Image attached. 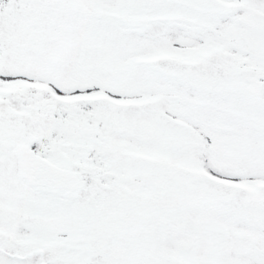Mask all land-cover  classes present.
<instances>
[{
  "label": "rangeland",
  "instance_id": "obj_1",
  "mask_svg": "<svg viewBox=\"0 0 264 264\" xmlns=\"http://www.w3.org/2000/svg\"><path fill=\"white\" fill-rule=\"evenodd\" d=\"M85 1L92 3V0ZM79 2L0 0V152L3 156H10L12 144L26 143L47 160L72 170L79 180L77 185H72L69 195L42 194L44 201H59L60 205L54 207L57 203L53 202L54 205L50 203L44 207L49 215H40L45 220L40 221L44 227L38 234L39 253L32 254L31 250L25 249L23 253L26 254L19 257L24 256L25 260L19 259L20 264H87L86 258L89 264H208L206 254L188 258L190 253L184 251L179 259L178 249L174 250L176 240L203 237H211L205 250L215 255L209 258L212 264H229L226 258L231 252L218 253V247L227 244L229 249H234L239 246V240L233 246L228 244L227 238L233 235V231L235 235L264 232V224L255 227L259 216L253 214L264 207L234 203L241 201L240 194L250 188L251 183L225 177L226 169L238 163L244 152L233 144L234 141L229 139L230 131L218 124L220 120L216 118L228 117L229 122L238 120L243 125L249 123L252 126L261 122L264 111L261 112L250 99L242 97L240 103L245 101L242 107L255 114L248 117L247 122L231 114L237 108V99L234 102L201 96L211 92L207 80L222 79L221 71L219 75L214 65L207 66L205 82L199 80L196 86L177 77L176 73H185L187 68L178 66L177 62L174 66L169 61V50L178 47L179 43L172 41L173 38L182 40L187 37L186 31L179 33L163 22L135 25L129 31L110 28L105 26L106 23L101 25L102 31L92 29L90 17L78 19L76 15L84 12ZM128 2L136 11L168 7L164 0ZM187 14L196 26L204 23L202 16L198 22L194 17L199 15ZM132 22L136 21L129 19L128 24ZM202 28V32L194 31L193 37L197 40L208 37L209 28L204 24ZM100 35L103 43L93 39ZM156 36L163 38L161 46H158L160 39L157 44L139 41L140 38ZM86 38L91 42L85 43ZM129 40L132 41L130 47L138 49L139 45L143 55L154 50L151 46L164 48L152 55L158 58L156 69L165 68L171 76L164 71L154 74L153 68L142 69L145 66L141 64V74L134 73L131 79L121 80L125 83L137 78L145 80L147 76L151 79L150 85L143 86L142 82L141 87L135 89L140 93L132 99L120 95L124 91L122 88L97 91L96 87H84L82 79L90 68L95 69L100 77L107 74L97 61L108 57L110 63L112 50L109 43L113 44L116 53ZM248 43L247 53L254 47L253 42ZM171 44L173 48L169 47ZM97 50L102 52L98 54ZM206 54L210 56L208 52ZM210 57L209 61L212 55ZM146 58L147 63H143L151 64L153 56ZM102 60L105 65L106 60ZM86 62L88 66L85 68ZM117 62L115 57L107 68L115 72V76H118L116 69L109 67ZM188 69L192 70V67ZM100 81L104 86L112 84ZM99 94L123 102L128 108L109 112L100 102ZM133 130V140L124 135ZM136 140L142 144L138 145ZM119 141L127 150H121L117 145ZM200 148L209 151V157L212 155L214 162L219 163L221 171L226 173L216 171L213 164L203 166L199 162L203 157ZM146 149L152 151L144 155ZM185 152L191 153L189 159ZM205 159L208 160L207 155ZM101 160L102 166L98 167ZM186 162H190L189 165ZM232 171L230 168L229 172ZM242 173L253 176L247 168ZM176 174L180 176L175 180ZM203 181L218 188L225 185L238 197L231 202L233 205L223 203L215 204L213 208L200 207L195 204L197 182L201 184ZM103 184L106 188L102 189L100 185ZM175 184L183 185L181 191L176 190L178 195L172 193ZM144 186L150 189L147 194L142 192ZM168 186L172 190L164 193ZM189 186H192L190 191ZM217 236L223 237L224 241ZM8 245L15 249L13 243ZM22 245L19 244L18 248ZM155 245L162 246L166 254L160 262L149 260L163 253L155 252L158 250ZM193 246L194 243L189 248L193 249ZM168 249H172L171 252ZM242 254L251 258L250 252ZM240 256L237 254L232 258ZM186 259H194V262ZM4 264L11 263L6 261Z\"/></svg>",
  "mask_w": 264,
  "mask_h": 264
},
{
  "label": "flooded vegetation",
  "instance_id": "obj_2",
  "mask_svg": "<svg viewBox=\"0 0 264 264\" xmlns=\"http://www.w3.org/2000/svg\"><path fill=\"white\" fill-rule=\"evenodd\" d=\"M75 1H81L79 4L84 11L83 14L85 13L92 17L93 23H95L98 30L101 31V25H105V23L107 24L105 26H109L110 28L116 27L121 31H129L130 27L133 28L135 25H141L143 23L148 24L150 22L166 23L179 33L186 31L187 37H183L182 40L173 38L175 42L179 43L177 47L179 49L174 48L173 50H169V61L173 62L174 66L177 62L178 66L187 68L185 73L176 71L178 72L176 73L177 77L185 79L186 82H196L202 76V78H204L207 73V66L214 65L216 71L219 70V75L221 71L222 75L220 76L223 81L232 82L237 80V82L241 84L240 86H229V88L218 89L216 91L217 93L215 92L212 95L215 100H217V96L219 95H225L227 98H232V100H234V96H237L238 102H235L237 108H234L231 114H235V116H239L242 120L244 119L247 122L249 118L255 114L249 113L245 107H242L245 104V101L240 103L242 97L250 99L261 112L264 111V0H201L202 3H200V0H190L200 6L203 4L205 6L206 4L207 6L215 5L219 13H213L210 11V8L205 9L204 12L199 11V9L186 5L182 0H164L168 3V7L160 9L149 8V10L143 9L139 11L134 10L128 0H92V3L85 0ZM188 12L199 15V17H194V19H198V22H201V16L205 19L203 24L209 28L207 31L208 37L205 38V42L197 40L195 36L193 37L194 31H203V24L196 26L195 23L192 22L191 17L187 14ZM123 13H129L132 16H124L122 15ZM129 19H134L136 22L128 24ZM156 37L160 38L158 36ZM102 39V35L95 37V41ZM249 41L253 42L254 47L247 53ZM131 43V40L124 42L123 47H119L116 53L113 44L109 43L108 47L111 48L114 57L118 56L119 53L130 54L132 52H138L141 49H133L130 47ZM203 45H205V47L201 48ZM101 52L102 51L97 50L98 54ZM207 52L210 56L212 55L211 61L208 60L211 57L206 54ZM205 55L206 59H204ZM147 61L148 58L141 56L138 61L135 62L146 65L143 62L147 63ZM98 62L101 63V59H98L97 64ZM212 62L214 63L212 64ZM157 63L158 61H155L153 58L152 64L158 65ZM200 64L205 65L201 66ZM137 66L131 65L130 70L123 71V73L131 74V72L135 71V67ZM189 66L192 67V70L188 69ZM101 69L104 71L102 66ZM155 69L154 74L163 73L164 71L171 76L165 68ZM138 70H140L139 66ZM86 74L84 75L85 79H82V82L85 83L83 84L84 87H96L97 91L100 89H129L121 94L125 95L126 98L127 96H131L129 97L131 99L132 97H136V94H139V91L132 88H140L142 82H144L143 86H148L150 85L149 80H151L148 77L145 78V80H141L138 84L133 85L132 83L138 82V80L121 83V80L114 81V79H109V82H112V84L104 86L100 81L102 77L97 75L95 69L91 68ZM100 74H102V72ZM254 77L258 78V82L254 81ZM245 80L247 81L246 83ZM92 81L97 82L94 84ZM99 98L100 102H102L104 97L99 94ZM261 118V122L252 124V126H250L249 123L243 125L238 120L229 122L230 119L228 117L221 116L220 119L216 118L230 131L229 139L234 141L233 144L238 147L240 152H244L241 154L242 159L231 168L233 172H227L225 177L232 179L239 178L241 181L251 183V187L245 188L244 192L240 194L241 201L234 202L243 204L246 207H264V192L262 193L263 196L260 193H254L256 187L264 188V117ZM212 139L216 142L215 137H212ZM106 140H108V138H106ZM19 144L24 145L23 142H16L11 145V149H9V151H11L10 156H3L0 152V264H4L6 261H10L11 264H20L19 259H21V261L25 260L24 256L19 258L20 255L26 254L23 253L25 249L31 250L32 254L39 253L37 247L39 239L38 233L42 231L43 225H41L40 222L41 218L39 220L36 215V196L38 199H41V194L45 193L52 196H64L66 193L64 190H61L56 194L53 192L52 188L40 186L33 187L30 183L18 177L17 161L13 149ZM64 148L67 149V147ZM203 150L204 148L200 151L203 156L201 164L206 167L207 165L210 166V164H213L216 171L226 173L224 170L221 171L222 167L219 163H215L212 157H207L208 160H206L205 156L207 153H205V150L202 152ZM40 157L43 160H47L42 155H40ZM47 161L57 167H62L52 160L48 159ZM246 168L250 170L253 176H246L242 173ZM179 176L180 175L176 174L173 179L176 180ZM197 183V192L203 183L210 188L222 192L225 191L232 196V200L229 202L223 201L215 204L231 203L238 197V195L232 194L225 185L218 188L214 185H210L206 181L201 182V184H199L200 182ZM175 185H173L174 189L181 191L183 185ZM192 185L195 186L193 183ZM191 188L192 186H189V191ZM213 205L204 206L213 207ZM231 205H233V203H231ZM253 214L259 216L255 222V227L260 223L264 224V210L253 212ZM250 226L253 227L252 225ZM230 236L231 237L227 238L229 240L228 244L233 246L236 241L239 240V246L234 248V250L229 249L226 244L225 247L221 246L217 249L218 253L231 252L230 257L226 258L229 264H264V232H257L254 234L251 232H243L242 234ZM217 237L220 241H224L223 237ZM176 241L174 245H176V247L179 246V248L182 244L185 246V244L194 243L193 251L195 254H204V252H207L205 249L209 245L211 237ZM11 243H13L15 248L13 250L10 249L8 245ZM22 243L24 244L22 245ZM19 244L22 245L21 248H18ZM222 244L224 245V243ZM243 252L246 254L250 252L251 258L244 257L242 254ZM237 254H241V256L233 259L232 257ZM165 255L166 254H158L149 260L151 262H160L161 258H164ZM216 264L218 263L216 262Z\"/></svg>",
  "mask_w": 264,
  "mask_h": 264
},
{
  "label": "water",
  "instance_id": "obj_3",
  "mask_svg": "<svg viewBox=\"0 0 264 264\" xmlns=\"http://www.w3.org/2000/svg\"><path fill=\"white\" fill-rule=\"evenodd\" d=\"M104 102L110 109L121 107L118 103L112 101ZM14 151L18 158L19 176L25 178L30 183L36 184L39 182L41 185H53L58 188L62 184L68 187L70 182H72V173H68L61 169L58 170L49 163L36 159L29 150L17 146ZM198 196L200 203H212L213 201H223L230 198L225 193L208 189L205 185L201 186Z\"/></svg>",
  "mask_w": 264,
  "mask_h": 264
}]
</instances>
